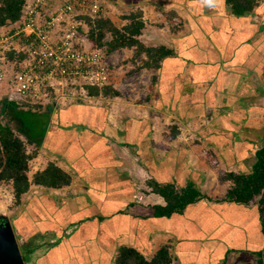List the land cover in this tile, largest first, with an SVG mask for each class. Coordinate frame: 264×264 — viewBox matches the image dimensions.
Listing matches in <instances>:
<instances>
[{
    "label": "crops",
    "instance_id": "0c3cea01",
    "mask_svg": "<svg viewBox=\"0 0 264 264\" xmlns=\"http://www.w3.org/2000/svg\"><path fill=\"white\" fill-rule=\"evenodd\" d=\"M94 1L114 24L124 15L118 28L141 20L139 41L172 54L156 68L139 69L149 92L128 86L132 75L111 84L119 98L146 95L142 103L119 99L103 107L75 100L64 110L50 104L23 110L47 118L44 132L33 134L39 142L29 144L37 152L29 162L34 172L52 162L70 177L60 188L30 185L48 196H32L18 221L48 228L53 240L40 245L46 235L37 231L25 241L26 252L34 250V259L44 248L43 264L54 263L47 251L70 264H110L120 247L150 260L166 246L170 264H264L257 198L228 199L233 183L225 178L249 174L263 144L264 0L242 15L231 13L225 0ZM174 18L178 26L170 25ZM156 183L176 191L191 184L203 197L178 213L157 215L154 208L166 202ZM139 188L144 198L134 202ZM66 220L71 232L59 233Z\"/></svg>",
    "mask_w": 264,
    "mask_h": 264
},
{
    "label": "trees",
    "instance_id": "16d2710c",
    "mask_svg": "<svg viewBox=\"0 0 264 264\" xmlns=\"http://www.w3.org/2000/svg\"><path fill=\"white\" fill-rule=\"evenodd\" d=\"M27 0H0V29H6L16 23L24 9ZM230 7L231 13L242 15L252 11L257 5L256 0H225ZM79 21H84L87 26V38L94 47L102 48L106 53L113 52L119 48H135L141 54L144 53L147 61H144L143 67H158L159 60L165 56L171 55L172 51L165 47L145 46L137 36L140 34L144 24L141 20L130 18L131 22L123 28H118L107 17L103 16H82L76 17ZM106 34H110L111 39L104 41ZM9 61L22 59V53L17 54L14 50L8 51ZM15 58V59H14ZM89 96H117L118 92L105 85L86 86ZM3 111L9 110V117L17 122V133L7 124H0V181H10L13 189L15 202L21 199L31 184L47 188H60L70 182L69 175L59 167L49 162L41 171L28 177L29 162L34 157L26 149V144L21 138L23 136L28 142L33 140L34 126L26 125L24 114L27 111L19 110L14 104L3 103ZM40 104L34 107H39ZM226 179H231L233 186L226 194L228 199L248 203L257 198L261 217L264 219V135L263 144L255 152V163L249 174H234L232 172L225 175ZM154 189L165 200L166 206L154 208L157 215H167L178 213L187 205L194 203L202 198V194L197 191L193 185L189 184L185 189L176 191L173 186L154 184ZM24 245L20 247L23 250ZM25 253H27L25 251ZM28 259H25V261ZM26 261V262H27ZM114 264H170V258L166 246L161 247L154 257L147 260L138 251L133 248L120 247L114 259Z\"/></svg>",
    "mask_w": 264,
    "mask_h": 264
},
{
    "label": "built area",
    "instance_id": "2783aa9c",
    "mask_svg": "<svg viewBox=\"0 0 264 264\" xmlns=\"http://www.w3.org/2000/svg\"><path fill=\"white\" fill-rule=\"evenodd\" d=\"M50 1L27 0L18 21L0 29V81H7L6 100L14 105L48 101L57 110L90 97L86 86L102 87L107 80L108 55L90 43L86 24L76 18L102 16L104 6L94 0H63L49 7ZM169 23L178 26L180 21L174 18ZM10 50L23 54L15 59L18 71L12 72L7 62Z\"/></svg>",
    "mask_w": 264,
    "mask_h": 264
},
{
    "label": "rangeland",
    "instance_id": "374dc122",
    "mask_svg": "<svg viewBox=\"0 0 264 264\" xmlns=\"http://www.w3.org/2000/svg\"><path fill=\"white\" fill-rule=\"evenodd\" d=\"M62 1L63 0H51L49 2V7H54V6L58 5L59 3H61ZM45 11L49 12L50 9L46 8ZM104 11H105V9H104ZM123 16H124L123 14H120V13L118 14V20H116L115 26H121V24L123 23L122 21L124 20ZM124 21L126 22V20H124ZM171 29L176 30V27L173 26ZM85 30L87 33V26L85 27ZM110 39H111L110 34H106L104 41L107 42ZM19 43H20V41H19ZM17 44L18 43H16L14 46L17 47L18 46ZM21 45H23V44H21ZM119 49L115 50L118 53L116 54V56H114V55H108V53L106 54V51L103 50V47L101 48L102 54L106 55V56L108 55V59H109L108 63L110 65L109 73H107V80L105 81L103 86L111 85L112 83L116 82L118 77H120L122 75L125 76L124 78H127L126 76L132 75V76H134L133 77L134 79H131L133 82L131 81L129 84L127 83L128 86H130V85L133 86L134 84H136L138 87L137 88L135 86L134 87L138 93H140L142 91L149 92L150 89L147 86H146L147 88L144 89L145 83L143 82V79H144L142 77L143 73H141L139 71V69L143 66V58L141 57L142 55H140L136 51L134 52L133 50H135V49H132V48H127L126 52H123L121 50L124 48H119ZM23 50L25 51V54L26 53L28 54V49H26L24 47ZM7 59H8L7 62L10 63L11 71L12 72L18 71V68L16 69V64L19 62L15 61V60L9 61L8 55H7ZM28 63H30V62L28 61ZM122 65H125V66H122ZM13 74L14 73H9L7 75L12 76ZM140 81H142V83H144V84L139 83ZM6 83H7L6 80L0 81V124L9 125L17 133V128H18L17 122L12 120L9 117V115H10L9 110L3 111V108H4L3 103H4V101L7 102L6 94L9 90V85H7ZM124 85H126V84H123L121 86L123 92L124 91L128 92L127 88L126 89L123 88ZM120 90L121 89H119L118 91L120 92ZM83 97H85V96H83ZM119 99L121 101H123L121 103L130 102L133 104H139V103H142L144 101V99L147 100V96L144 95V98L138 97L136 99H133V98L129 97V98L125 99V98H119L118 96H109L108 95V97H107V95L103 96L102 94H100L99 96H90V97H87L85 99H80L79 102H81L82 104H85V105L109 107V105L113 106L114 104L119 102ZM69 103L70 102H67L65 105H62L57 110H59L61 108L63 110L66 109L68 107ZM38 104H40V103H32L29 101L23 105H15V106L19 110H21V109L26 110V109L31 108V107L33 108L35 105H38ZM46 104H49L48 101H45V102H43V104H40L41 105L40 108L46 107ZM262 104H264V100H263ZM48 106H50V105H48ZM23 118H24L26 125L31 124L32 126H34V128H35L34 133H43L44 132L45 126L47 123V118L45 117V115L25 113ZM163 118L164 119L161 120V122H163L162 123L163 126H167V123H165L166 116H164ZM21 138L24 140V142L26 144L27 151L29 153L33 154L35 157V155L37 154L36 149H34L33 147H31V145H29L32 143L30 141L28 142L23 136H21ZM159 153H161V151ZM48 157H50V156H48ZM36 161L38 162V160H36ZM36 161H34V162H36ZM36 167H37V165H36ZM35 169L36 168H34V163L32 161V163H29V172H28L29 176H32ZM141 187H143V186H141ZM138 191L139 192L135 196H133L134 202L137 200H138L137 202L141 201V199L137 198V196L144 198L145 192L142 190V188H139ZM45 192H49V191H45L44 188L39 187V186L38 187L37 186H31V188H29V190L21 196V199L18 202H15L11 182L10 181H0V214L6 215L7 218L10 220L12 227H13V230H14V233H15V236L17 238V242L19 244V247L21 244L22 245L24 244L23 250L21 249V255H22V258H23L25 264H43L42 262L45 261V259H43V257H41V256L45 255V254H43L44 250H45L44 248L41 249L40 251H38V253L36 254V257L34 259L32 258V255L35 254L34 250H33V253H31V255L24 252V251H26L25 245H27V242H25V241H28L27 239H29L32 235L36 234L38 231V233H43V235H46V237H43V238H40V240H37V241H39L40 245H42L44 243V241H46V240H51V239L53 240V238H48V237L52 236L51 233L49 232L50 230L48 228H46V227L38 228L35 224H34V227H32V226H30L29 223H28L29 225H27L26 223L25 224L22 223V220L18 221V218L20 217L22 212L27 207V202L31 201L30 198L32 196L46 197L48 195H46ZM63 192H62V194H63ZM54 203L57 205L56 202H54ZM66 222H67L66 225L59 224L58 227H56V228H58L59 233L62 232V234L63 233L65 234V233L71 232L72 227L69 226L68 220H66ZM34 223H36V221ZM52 234H54L53 231H52ZM35 243H36V241H35ZM47 253L50 254L49 257L53 256V258H54L53 264H61V263L70 264L71 263V261L69 259H68V261L66 259L67 262L59 260V258H57L54 255V253H52V251H49V252L47 251ZM46 256H47V254H46ZM30 258H32V259H30ZM25 259H28V261L26 260L27 261L26 262ZM110 264H114V258L110 259Z\"/></svg>",
    "mask_w": 264,
    "mask_h": 264
},
{
    "label": "water",
    "instance_id": "95a60500",
    "mask_svg": "<svg viewBox=\"0 0 264 264\" xmlns=\"http://www.w3.org/2000/svg\"><path fill=\"white\" fill-rule=\"evenodd\" d=\"M0 264H25L12 224L0 214Z\"/></svg>",
    "mask_w": 264,
    "mask_h": 264
}]
</instances>
